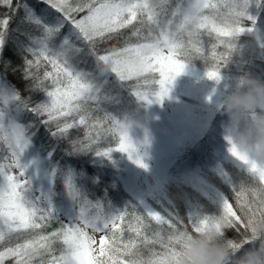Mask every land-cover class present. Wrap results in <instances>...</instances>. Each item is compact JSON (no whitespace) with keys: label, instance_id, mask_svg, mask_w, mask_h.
<instances>
[{"label":"snow or ice","instance_id":"snow-or-ice-1","mask_svg":"<svg viewBox=\"0 0 264 264\" xmlns=\"http://www.w3.org/2000/svg\"><path fill=\"white\" fill-rule=\"evenodd\" d=\"M61 14L60 18L49 21L43 13L38 14L27 0H0V7L7 6L0 17V59L9 40V25L14 15L19 22L12 31L17 54L23 66L13 69L20 71L22 79L30 81L25 90L42 92L44 98L33 102L31 96L24 98L19 89L7 79V69L11 61H3L4 72L0 73V151L7 148L11 162L0 157V264L6 258H13L15 264H176V257L190 233L200 232L214 226L221 232L222 242L232 249L231 260L246 245L254 246L250 239V227L257 216L264 217V166H257L247 156L239 153L230 137H225L229 154L241 165L246 166L252 179L261 186L244 187L237 197V211L228 199L221 197L222 213L219 216H204L193 222L185 219L149 211L147 217L164 228L145 225L142 216L133 214L127 231L135 233V238L123 240L121 235L109 231L118 227L117 221H124L123 213L105 216L99 212L86 213L93 205L87 195V183L93 181V174L86 169H77L72 160L89 156L87 163L93 165L98 158L109 159L112 148H94L97 136L85 133V140H74L70 130L77 125H85L86 105L89 101H99L108 73L115 74L120 81L142 78L145 84L155 83V91L147 89L133 93L142 105L160 103L169 93L176 76L183 73L186 63L202 58L208 65L205 77L219 82L221 69L233 58L238 41L253 33L252 27H245L242 21L254 24L251 15L235 24H225L219 17V8L224 0H187L177 5L167 18L164 0H37ZM257 6L260 0H251ZM85 13L76 18V14ZM135 22V23H134ZM70 25L67 34H62L65 25ZM28 25L33 31L23 27ZM147 27V34L141 36L140 27ZM131 26V37L138 42L121 49H113L96 57L97 66L107 64L109 71L100 74L97 66L86 71L77 66L75 57L82 52L76 42H87L89 54L95 56L98 40L111 38V34ZM158 34H154L157 33ZM213 41L209 53L201 46V37ZM19 36L25 39L20 40ZM185 37L187 38L185 40ZM222 47L223 51L217 49ZM264 50V44H259ZM167 53V54H165ZM31 55L33 59H28ZM46 70L41 76L39 68ZM50 67L51 70H47ZM152 74H158V77ZM151 75V80L149 79ZM99 81V82H98ZM25 114L44 119L22 121ZM77 117H79L77 119ZM110 131L119 133L120 144L116 152L127 157L140 167H145L137 155V148L129 137L130 125L112 118ZM40 126L51 140L50 146L37 143ZM54 126V127H53ZM95 129L96 125L92 126ZM98 135V134H97ZM68 141V148L61 149L62 158L68 162L61 164L54 159L60 141ZM15 170V171H13ZM60 181L62 191L57 190ZM251 192V199L244 192ZM63 218V219H62ZM53 222L59 227L46 231ZM243 228L248 235L239 240L224 239L229 230ZM101 232L97 241L89 236L87 229ZM151 233V235H149ZM6 236L8 239L6 240ZM12 241H15L14 244ZM149 253L144 258L142 247ZM163 250L156 252L155 246ZM59 253L57 255L56 253Z\"/></svg>","mask_w":264,"mask_h":264},{"label":"trees","instance_id":"trees-1","mask_svg":"<svg viewBox=\"0 0 264 264\" xmlns=\"http://www.w3.org/2000/svg\"><path fill=\"white\" fill-rule=\"evenodd\" d=\"M29 5L34 6L35 11L40 14L43 13L46 18L49 21H52L56 18H60L61 14L56 12L55 9L51 8L49 5L44 3H37V0H27ZM187 3V0H164V7L167 9V18H171V12L176 8L177 5H184ZM260 8L257 9V18L255 20V26L256 24L260 22V20H264V0H260ZM7 6L0 7V17L3 16L5 8ZM23 15L21 12L19 15H14L12 22L9 25V40L6 45V48L3 53L2 59H0V73L4 72L3 67V61L8 60L11 61L10 67L7 69V79L8 81L14 85L17 89H19L20 94L22 97L27 98L31 96L32 101H38L44 98V94L42 92H28L25 90L26 85L30 83V81H26L22 79V73L20 71H13V69L22 67L23 66V60L21 59V56L17 54V51L15 49V46L12 42V37L18 36L17 32L12 31V29H15L17 27V24L19 22L20 16ZM77 16V15H76ZM78 17V16H77ZM79 18V17H78ZM245 21V20H244ZM244 21H242L243 24ZM135 23V22H134ZM24 28H26L29 31H33L30 26L23 25ZM70 25H65L64 29H62V34H67L68 28ZM140 27V33L141 36H145L147 34V27L146 26H139ZM37 33L33 31V35H36ZM154 34H158L154 33ZM137 38V37H136ZM20 40H24L25 38L23 36H19ZM187 38L185 37V40ZM109 40H113V38H109ZM108 41V40H107ZM110 42V41H108ZM248 42L252 43V41H247L245 39L242 43H238V45H243V54L240 57H237L234 55L233 60L231 63H238L240 60H242L241 63V69L243 70L241 73L255 77L260 79L261 81H264V64L262 65V61L258 58V55L255 54L248 57ZM76 46L82 49V52L78 54L74 59L77 63V66L81 69H84L86 71H91L97 66V60L96 57L99 55H102L103 53L99 51L95 45V56L89 54V45L87 42H76ZM223 48L220 47V50ZM206 52V51H205ZM255 53V52H254ZM167 54V53H165ZM252 57V58H251ZM28 59H33L31 55H28ZM234 61V62H233ZM187 62V61H186ZM188 63H194V61L188 62ZM205 60L201 59L199 67L205 65ZM46 70L44 64L41 65L39 68V73L42 76L44 71ZM47 70H51L50 67ZM158 77V74H156ZM107 84H109L112 87L113 94L116 95V99L111 103H104L99 101H89L86 105V122L85 125H77L74 129L70 130V135L72 139L74 140H85V133H89L93 136V125H96L95 130H97V134L99 137H97L98 142L93 144L94 148H100V150H105L107 148H112L113 151H115L116 146L120 144L119 140V133L110 131L112 128V118H114L117 121H120L121 123H127L129 122V116L138 112V129L141 132H144L145 128H140V120L144 118L146 121V114L148 113L149 105H142L140 101H138L133 95V93L137 90L133 87V85L125 81H120L115 74L108 73L107 75ZM145 87V86H144ZM104 89L108 90L106 86H103ZM145 88H141L143 90ZM213 117L211 121L205 120V119H195L194 125L200 127V132H195V134H200L198 138H195V140L192 142L193 134L189 133L191 135L190 139H187L184 141V148L183 152L179 154L178 151L175 150V147L173 145H166V153L167 158L171 162H177L178 168L180 171L185 172V170L191 169L190 165L192 163H207L212 162L211 165L207 166V169L212 167L214 163L220 164L222 162L221 158L218 157L214 152L219 150L221 147H225L226 140H225V131L224 126L227 123V116L223 114V103H221L220 107H218L215 112L213 113ZM79 117H77L78 119ZM40 120L44 119L43 117H33L31 114H25L22 117V121L24 123H28L32 120ZM220 121V122H218ZM216 122L217 126L214 129L217 134H211L209 131L208 126H210L212 123ZM208 123V124H207ZM105 126V127H104ZM136 126V125H134ZM54 127V126H53ZM90 130L92 133H90ZM175 132L172 131L171 137H176ZM109 139V141L104 145V142H106ZM111 139V143H110ZM37 143H43L46 147L50 146L52 143H55L54 140H51L47 133L45 132V129L43 126H40V132L38 134ZM110 143V144H109ZM199 145H196V144ZM109 144V146H107ZM214 144H219L220 147L212 146ZM68 141H60L59 149L56 152V155L54 159L60 161L61 164H65L68 162V157L62 158V152L61 149L68 148ZM107 146V147H106ZM103 147H106L103 149ZM160 148V147H159ZM153 150L157 151V147L153 146ZM222 150V149H221ZM215 156L216 161L213 159L212 154ZM222 153V151H221ZM223 154V153H222ZM227 155L226 153H224ZM223 154V155H224ZM117 154L116 156L110 157L109 159H103L98 158L97 162L93 165L92 163H87L88 160H90L89 156H83L79 159L72 160L71 163L77 168V169H86V171L89 174H93V181L94 183L88 182L87 183V195L88 198L92 201L93 205L97 201H99L98 207H89L87 209L86 213H92L95 214L97 212L108 216L112 215L113 213H123L125 216L124 221H117L118 227L115 229H112L111 231L116 232L118 236L121 235V230L123 229V240H127L129 237L135 238V233H129L127 231V225L129 221L133 220V214H137L143 217L145 221V225L150 226L151 228L155 229L158 227L164 228L165 231H167V225H156L155 221H152L150 217H147V212L152 211L159 213L161 216H163L164 210L168 209L169 213L167 216H163L165 218H168L169 216L179 218V219H185V224L181 227H187L188 231H192L191 225L187 223L186 219L191 218L193 222L203 218L200 214L196 213L191 209L193 201H190L187 204H183L184 200L187 202L185 196L183 198H173L169 196L168 198L164 200L161 196V193L164 194H172L168 192L169 190H172L173 187L179 188L180 185L176 184L178 180L175 176V165L174 164H168L166 166V173L162 176V183L161 186L166 187L165 189H162V187L159 185L150 187L151 192L153 193H159L158 195H149L146 191L141 190V196L143 199L146 198L148 202L142 204L140 202H137L126 192V190L123 187V178L125 176V172H127V165H126V159L127 156L124 154V157L122 158V154ZM174 155H179V157H174ZM0 157L7 158L4 162L10 163L11 158L9 155V152L7 148H4L2 151H0ZM197 168L203 171L202 165H196ZM224 167H228L226 171L228 172L229 169L232 167L230 165H224ZM206 173V172H205ZM226 174V172L224 173ZM219 176V175H218ZM171 178V179H170ZM219 179V178H218ZM217 179V180H218ZM208 180V179H207ZM166 181H169L170 184ZM251 183H248L246 180L245 182H242V180L236 181L235 178H233L232 183L240 182L238 185H235L231 188V198H227L229 203L233 206V210L238 211L237 207V197L241 193L242 189L244 187L251 188L254 186L252 183H257L259 185L258 180H253L252 178L249 179ZM106 183H110L111 185H108ZM216 183V180L214 181V184ZM214 184H208L207 186H210L211 188L214 187ZM261 186V185H259ZM187 190H192L191 188H186ZM57 190L62 191L61 183L58 180L57 181ZM196 195L198 193L194 192ZM245 197L248 199H251V192H244L243 193ZM159 200V201H158ZM167 201L168 204L166 207L163 206V202ZM217 201V206L221 207V201ZM222 210V208H219V210ZM59 227V224L57 222H53L49 228L46 229V231L51 232L52 230ZM240 233H246V231L243 228L238 227L236 230H229L224 234V239H236L239 240V234ZM151 235V233H149ZM8 237L6 236V240ZM15 241H12L14 244ZM152 247L151 245L142 247V252L144 255V258H147L149 253L147 251V248ZM250 247V245H246L241 250L247 251ZM3 250V247H0V251ZM154 250L156 252H162L163 250L160 248L159 245H156ZM241 251H239L235 259L238 258L237 256H240ZM59 255V253H56ZM4 264H15L13 258H6L4 261ZM34 264H39L38 259L34 261Z\"/></svg>","mask_w":264,"mask_h":264},{"label":"rangeland","instance_id":"rangeland-1","mask_svg":"<svg viewBox=\"0 0 264 264\" xmlns=\"http://www.w3.org/2000/svg\"><path fill=\"white\" fill-rule=\"evenodd\" d=\"M260 8V5L257 6V9ZM256 4L253 3L250 8L248 14L251 15L256 20L257 16ZM85 13L81 12L76 14L78 17L83 16ZM76 16V18H78ZM243 24L245 27H252L253 33L251 35L245 34L243 35L238 43H242L245 39L247 41H252V43L248 42V57L251 55L256 56L263 62L264 64V50L259 48V44H264V20H260L258 25L256 26L253 23L245 20ZM131 26L126 29H121L119 33L111 34L113 40H109V38H105L104 40H98L96 42V47L103 54H108L109 51L113 49H121L126 46V40L131 37ZM110 42H108V41ZM130 43L138 42L136 37H131L128 40ZM212 40L207 36V34L201 37V46L204 48L206 53H209L211 50ZM238 47H242L243 45H238ZM218 51L220 48L217 49ZM255 52V53H254ZM234 57V56H233ZM252 58V57H251ZM202 58H197L193 60L194 63H186V67L180 75L176 76L170 85V90L168 96L161 101L160 103H152L149 105L148 113L146 115V121L144 118L140 120V128H145L144 132H141L136 126H131L130 122H127L130 125L129 128V137L134 142V147L137 148V155L141 159V162L145 165V167H140L135 164L128 157L126 159L127 172H125V176L123 178V187L126 192L132 197L131 199L140 202L142 204L148 202V200L143 199L141 196V190L146 191L149 195L151 192L150 187L161 186L163 175L166 173V166L169 164H174L175 167V176L180 187H173L172 190L168 192L172 194H164L161 193L162 198L164 200L170 199L169 196L175 198H183L185 196L187 202L184 200L182 205L193 201L191 209L201 216H219L222 213L220 206H217V201H221V197L231 198V188L235 185H238L240 182L232 183L233 178L238 181L239 179L242 182L245 180L248 183H251L249 179H251V175L247 172V168L244 165H241L238 161H236L228 152L229 145L226 142L225 147H221L219 150L214 152L218 157L221 158L222 162L220 164L214 163L212 167L207 169L208 165H211L212 162L207 163H192L190 165L191 169L185 170V172L180 171L178 168L177 159L176 162H171L167 158L166 153V145H173L175 150L180 153L183 152L184 141L190 139L191 134L195 138H198L200 134V127L194 125L195 119H205L211 121L214 116L213 113L215 110L220 107L221 103H223L224 99L232 94L235 91V80L245 75L241 73L243 70H240L242 60L238 63L229 62L225 67L221 69L220 75L221 79L219 82L208 80L205 77V71L207 67L211 66V61L205 63L203 66L199 67L200 60ZM234 62V61H233ZM155 75L156 74H152ZM151 80V75L149 77ZM130 82L135 90H141V88H145L141 91L151 89L155 91L157 86L155 83L145 84L143 79H140V82H137V79L127 80ZM99 82V81H98ZM106 89H102L99 102L111 103L116 99V95L113 94L112 87L109 84H104ZM145 86V87H144ZM220 122V121H218ZM208 124V123H207ZM105 127V126H104ZM215 127L217 123L214 122L210 126H208L211 134H217L215 131ZM219 128V127H218ZM94 135H97V130L93 129ZM175 132L176 137H171V133ZM195 132H198L195 134ZM90 133L92 131L90 130ZM109 141V139L104 142V145ZM113 141V140H112ZM110 139V143L112 142ZM109 143V144H110ZM109 144L107 146H109ZM196 145H199L198 143ZM106 146V147H107ZM153 146L157 147V151L153 150ZM212 146H218L219 144H214ZM106 147H103L105 149ZM119 145L116 146L118 148ZM160 147V148H159ZM100 149V148H99ZM222 149V150H221ZM226 153L227 155H223L222 153ZM211 153V152H210ZM117 154H122L116 151H113L111 157L114 158ZM212 154V153H211ZM119 155V156H120ZM122 158L124 154L121 155ZM127 156V155H126ZM174 157H179V155H174ZM213 159L216 161L215 156L212 154ZM196 165H202L203 171L196 167ZM224 165H230L232 168L226 171L228 167H224ZM15 171V170H13ZM206 172V173H205ZM226 172V174H224ZM219 175V176H218ZM219 178V179H218ZM171 179V178H170ZM208 179V180H207ZM218 179V180H217ZM216 183L214 184V181ZM170 184L169 181H166ZM214 184V187L207 186L208 184ZM107 186L111 185L110 183H106ZM255 186H259L257 183H252ZM164 186V185H163ZM162 187L165 189L166 187ZM191 188L192 190H187L186 188ZM198 193L197 195L194 193ZM159 193H153L152 195H158ZM169 195V196H168ZM159 201V200H158ZM168 204L167 201L163 202V208ZM89 210V208H88ZM87 212V209H86ZM169 213L168 209L164 210L163 216H167ZM63 219V218H62ZM111 225L109 231H111ZM87 233L89 236H92L97 244L95 247H98V242L100 240L101 232H93L90 228L87 229ZM248 233H240L238 236L241 238L242 236H246ZM240 254L242 255L245 251L240 250ZM240 255V256H241ZM239 257V256H237Z\"/></svg>","mask_w":264,"mask_h":264},{"label":"clouds","instance_id":"clouds-1","mask_svg":"<svg viewBox=\"0 0 264 264\" xmlns=\"http://www.w3.org/2000/svg\"><path fill=\"white\" fill-rule=\"evenodd\" d=\"M251 0H224L219 8V19L225 24L240 22L249 11ZM241 47L234 53L240 57ZM100 74L109 71L107 64H99ZM235 91L223 101V114L227 116L225 135L233 141L237 151L255 163L264 166V81L248 75L238 77ZM139 111L129 116L131 126L138 125ZM254 246L231 264H264V217L257 216L250 227ZM232 249L222 242L221 232L208 226L190 233L184 240L176 264H229Z\"/></svg>","mask_w":264,"mask_h":264}]
</instances>
